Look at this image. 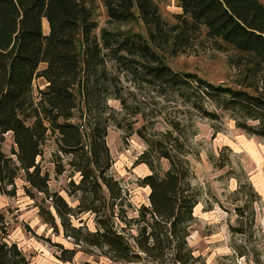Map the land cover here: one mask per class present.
I'll list each match as a JSON object with an SVG mask.
<instances>
[{
  "label": "trees",
  "instance_id": "trees-1",
  "mask_svg": "<svg viewBox=\"0 0 264 264\" xmlns=\"http://www.w3.org/2000/svg\"><path fill=\"white\" fill-rule=\"evenodd\" d=\"M179 1L182 11L170 24L154 0H105L109 21H141L145 33L104 27L98 36L96 0H0V193L14 194L24 171L30 187L55 209L56 215L40 206L44 222L57 231L61 226L75 245L100 249L114 264H203L188 242L200 191L192 184L181 122L168 120L171 128L150 133L144 125L134 130L124 124L108 101L119 99L129 108L126 80L161 96L171 92L213 120L229 112L238 127L264 137V2ZM203 33L217 49L228 45L236 52L229 63L239 72V88L176 71L166 61V54L186 52ZM37 78L46 84L35 93ZM130 113L146 115L138 103ZM112 123L148 144L138 160L150 170L140 180L150 187V205H142L137 218L128 219L126 190L110 172ZM9 132L10 154L3 149ZM50 138L56 176L68 169L80 174L67 186L68 196L78 197L76 207L50 187V172L39 160ZM162 159L169 162L163 171ZM82 212L95 214V231L73 224L72 216ZM251 215L252 223L253 209ZM6 234L0 213V264H30ZM60 247L58 258L73 260L77 246Z\"/></svg>",
  "mask_w": 264,
  "mask_h": 264
},
{
  "label": "rangeland",
  "instance_id": "rangeland-1",
  "mask_svg": "<svg viewBox=\"0 0 264 264\" xmlns=\"http://www.w3.org/2000/svg\"><path fill=\"white\" fill-rule=\"evenodd\" d=\"M104 1L96 0L95 20L98 27L95 33L98 36L104 27L145 33L141 21H109ZM154 1L165 20L170 24L176 23L177 14L182 11L180 1ZM47 28L45 21L44 30ZM235 53L228 45L224 50L217 49L203 33L186 52L175 56L166 54L165 58L176 71L196 73L212 83L239 88V72L229 63V57ZM45 84V79L37 78L35 93ZM124 84L129 108H123L119 99L110 98L108 101L118 111L116 117L124 124L132 123L134 130L144 125L150 133L171 128L168 120L181 122L187 158L193 172L192 184L200 191V202L194 209L188 236L194 254L201 257L203 264H264V137L238 127L229 112H223L220 119L213 120L171 92L161 96L146 85L137 87L128 80ZM137 103L146 113L144 118L141 114L133 116L130 113ZM206 106L209 110L215 108L209 101ZM107 143L113 158L110 172L121 182L130 202L126 206L128 219L137 218L139 208L150 205V187L140 183L150 170L138 160L148 144L137 132L130 128L120 129L114 123L108 128ZM13 144L10 133H7L4 151L10 154ZM55 150L54 139H48L39 160L43 168L50 172V187L76 207L78 197L68 196L67 186L71 179L79 181L80 174L68 169L56 176L52 162ZM168 167L169 162L162 159L160 170ZM40 206L56 215L52 203L45 199L43 193L30 187L22 170L16 178L15 193H0V213L5 217L7 231L5 239L8 243L16 242L30 264H114L100 249L75 245L72 238L65 236L61 226L57 231L45 223L39 213ZM252 209L254 222L251 223ZM57 222L60 225L59 218ZM72 222L91 231L97 228L92 212L75 214ZM132 230H137L136 224L132 225ZM60 245L68 249L77 246L73 260L58 258ZM239 251L245 254L240 256Z\"/></svg>",
  "mask_w": 264,
  "mask_h": 264
},
{
  "label": "crops",
  "instance_id": "crops-1",
  "mask_svg": "<svg viewBox=\"0 0 264 264\" xmlns=\"http://www.w3.org/2000/svg\"><path fill=\"white\" fill-rule=\"evenodd\" d=\"M10 133V135H11V137H12V133L11 132H9ZM13 139V138H12ZM14 143V142H13Z\"/></svg>",
  "mask_w": 264,
  "mask_h": 264
}]
</instances>
